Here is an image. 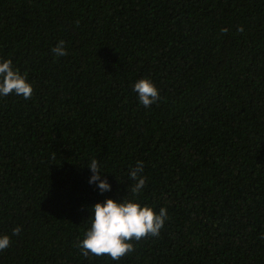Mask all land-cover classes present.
Returning <instances> with one entry per match:
<instances>
[{
  "label": "trees",
  "instance_id": "obj_1",
  "mask_svg": "<svg viewBox=\"0 0 264 264\" xmlns=\"http://www.w3.org/2000/svg\"><path fill=\"white\" fill-rule=\"evenodd\" d=\"M6 59L33 94L0 96V264H264V0H0ZM123 197L166 209L159 235L82 256L91 206Z\"/></svg>",
  "mask_w": 264,
  "mask_h": 264
},
{
  "label": "clouds",
  "instance_id": "obj_2",
  "mask_svg": "<svg viewBox=\"0 0 264 264\" xmlns=\"http://www.w3.org/2000/svg\"><path fill=\"white\" fill-rule=\"evenodd\" d=\"M76 23L79 24V21ZM243 30L242 27L237 28L239 32H243ZM227 31L226 28L221 29L222 33ZM51 51L57 57L68 54L63 40H60ZM133 91L137 93L139 102L145 108L160 100L158 89L147 78L136 81ZM13 93L27 100L31 98L33 88L18 70H14L12 60L6 59L0 62V96H8ZM87 167L92 173L89 183H96L101 193L110 191V184L106 179H101L103 172L100 171L98 160L92 159ZM143 167V162L138 160L128 174L129 181L133 182L131 191L136 194L146 186V178L142 175ZM91 212L93 215L89 218L90 228L76 246L84 257H88L89 254L97 257L109 256L114 261H118L121 257L134 251L131 241H139L149 236L157 237L167 217L165 208H160L157 214L149 206H141L124 197L121 202L110 198L105 199L103 203L97 202L91 206ZM20 231L21 228L17 226L13 229L12 234L18 235ZM9 245V236H0V251L7 249Z\"/></svg>",
  "mask_w": 264,
  "mask_h": 264
}]
</instances>
